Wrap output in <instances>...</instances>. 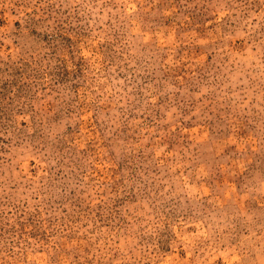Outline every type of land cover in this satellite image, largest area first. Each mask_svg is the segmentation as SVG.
<instances>
[{
	"label": "rangeland",
	"instance_id": "374dc122",
	"mask_svg": "<svg viewBox=\"0 0 264 264\" xmlns=\"http://www.w3.org/2000/svg\"><path fill=\"white\" fill-rule=\"evenodd\" d=\"M0 264H264V0H0Z\"/></svg>",
	"mask_w": 264,
	"mask_h": 264
}]
</instances>
